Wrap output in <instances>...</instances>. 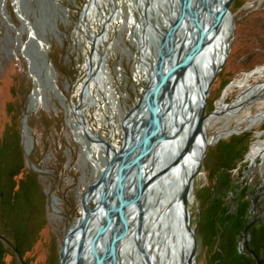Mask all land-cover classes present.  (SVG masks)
Masks as SVG:
<instances>
[{"label": "rangeland", "instance_id": "374dc122", "mask_svg": "<svg viewBox=\"0 0 264 264\" xmlns=\"http://www.w3.org/2000/svg\"><path fill=\"white\" fill-rule=\"evenodd\" d=\"M89 1L0 0V264H61L83 196L106 164L101 140L120 144L119 124L148 83L141 68L158 63L162 32L178 16L170 0H95L85 24ZM229 10L234 37L205 113L215 110L207 134L221 135L206 144L188 201L194 264H257L240 236L253 220L248 245L264 264V157L253 166L249 156L264 140V72H256L264 65V0H234ZM100 18L108 20L102 36ZM91 34L100 36L103 58L83 98ZM121 249L118 264H138L131 239Z\"/></svg>", "mask_w": 264, "mask_h": 264}, {"label": "water", "instance_id": "95a60500", "mask_svg": "<svg viewBox=\"0 0 264 264\" xmlns=\"http://www.w3.org/2000/svg\"><path fill=\"white\" fill-rule=\"evenodd\" d=\"M170 1L169 12L172 14L176 9L178 18L162 32L165 41L159 47L154 77L148 78L146 93L121 120L118 147L101 140L107 156L106 164L102 174L83 196V214L77 224L80 241L69 257L70 251L63 246L61 264L69 263L71 257L74 261L70 264H86L84 261L88 257L91 262L87 264H118L122 258V245L127 239L136 244L138 264L195 262L197 243L188 199L208 145L200 150L197 168L188 174L184 185L182 176L185 171L181 165L196 150L200 134L204 132L205 119L215 111L205 114L207 94L229 55L234 24L232 37L214 69H210L213 62L208 51L216 45L234 0ZM214 2L216 8H213ZM89 4L82 15L85 24L84 14ZM103 34L104 27L100 35ZM91 37L88 75L82 84L83 98L88 82L100 75L102 66L93 65L98 37L93 34ZM184 39L188 45L185 50H180L177 58L172 55L174 44L177 41L181 44ZM168 57L174 58L168 62ZM190 86L195 87L194 92ZM80 104L76 110L81 127L90 137L79 111ZM190 114L195 117L188 123ZM91 139L99 141V138ZM88 192L96 194L92 208L86 199ZM96 220L98 224L94 229L91 225H95ZM74 230L76 227L70 230L71 233ZM250 251L258 264H262L260 256L254 250Z\"/></svg>", "mask_w": 264, "mask_h": 264}, {"label": "bare ground", "instance_id": "6f19581e", "mask_svg": "<svg viewBox=\"0 0 264 264\" xmlns=\"http://www.w3.org/2000/svg\"><path fill=\"white\" fill-rule=\"evenodd\" d=\"M94 1L95 0H91V2H90V4L88 5V8L86 9V11H85V14H87L91 9L90 8H92V6L94 5ZM143 1V0H142ZM215 2H217V1H215ZM213 3L214 4V7L213 8H216V6H217V3ZM90 9V10H89ZM230 14H231V12H229ZM230 14L229 15H227V19L224 21V24H225V22H226V27H224V28H222V30H221V32H220V34L218 35V41L216 42V45H214L213 47H211L210 48V52L208 51V53L210 54V58H212V64H211V66H210V69H214L217 65H218V63L221 61V59H222V51H223V49H224V46L230 41V39H231V37H232V30H233V24L234 23H232V17L230 16ZM108 17V16H107ZM131 23L132 24H136V21H135V19L136 18H134V16L132 15L131 17ZM177 18H178V16H176V18L174 19V20H177ZM109 19V18H108ZM104 19H101L100 18V20H99V22L103 25V27H104V33H105V29H106V27H107V25H108V20L106 19V20H104ZM102 21V22H101ZM135 21V22H134ZM224 24H223V26H224ZM99 38H100V36L98 37V44H99ZM144 43V47L142 48V47H140V50L142 51V53H146L148 50H147V48H149V47H147V45L145 44V42H143ZM98 44H97V54H95L94 55V59H93V65H94V61H95V59H99V60H102L101 58H99V56H101L100 54H99V51H98ZM178 44H180L179 43V41H177L175 44H174V46H175V49L173 50V49H171L170 51H172V55L173 56H175V57H177V58H179V56H180V50H185V48L187 47V45H188V43L186 44V39H184L183 40V42L180 44V46H177ZM182 52V51H181ZM169 54H171V53H169ZM170 56V55H169ZM174 58V57H173ZM173 58H171V57H168V59H167V61L168 62H170ZM97 65H100V63L98 62L97 63ZM96 65H94V67H95ZM143 71H144V74L146 75V77L147 78H152V77H154L153 75V73H154V66H151V67H145V66H142V68H141ZM256 72H259V73H262V72H264V65L263 66H261V67H259L257 70H256ZM209 73V72H208ZM207 78V77H206ZM94 80H95V78H92L89 82H94ZM88 82V83H89ZM190 90H191V92L193 91H195V87L194 88H192V86H190ZM244 92H246V91H244ZM90 93V88H89V86H88V90L84 93V97L86 98L87 96H88V94ZM145 93H146V90H145ZM243 98H244V96H241L235 103H233V104H230L229 106H228V108H235V107H237L242 101H243ZM83 101H85V99H83ZM241 106V105H240ZM83 109L84 108H82V109H80V112L82 113L83 112ZM228 110V109H227ZM219 111V110H218ZM221 111V110H220ZM189 112V111H188ZM197 112V111H196ZM166 113H168L167 111H166ZM189 113H191V112H189ZM181 117V116H180ZM194 117H195V114L194 115H191L190 114V117H188V119H187V122L188 123H190L191 122V120H193L194 119ZM259 117H262V116H249L246 120H255V119H257V118H259ZM160 117L158 116V119H159ZM181 119H182V117H181ZM180 119V120H181ZM206 120L207 119H205V122H204V125H203V129H204V132L202 133V134H200V137H199V139H198V143H197V145H196V150L194 151V153L192 154V155H189L188 156V158L185 160V163H183L181 166H183L182 168L184 169V173H183V176H182V184L184 185L185 184V179H186V177L188 176V174H190L191 172H193V171H195V169L197 168V163H198V156H199V153H200V150L203 148V146H205L207 143H210V142H212V141H214L215 139H217L221 134H219V135H217L215 138H211L208 134H207V131H206ZM79 122H80V119H79ZM92 132V134H94L95 136V138L96 137H99L98 135H97V133L96 132H94L93 130L91 131ZM101 139H100V137H99V141H100ZM100 143V142H99ZM100 145V147H101V144H99ZM103 147V146H102ZM250 156V158L252 159V163H253V166H255V163L257 162V160L258 159H260V157H264V140H262V141H259L258 143H256L254 146H253V149H252V151H251V154L249 155ZM263 167V166H262ZM263 170H264V168H263ZM193 187V186H192ZM191 193H192V191H191ZM191 193H190V196H191ZM88 194V196H87V201H88V203L90 204V202L91 201H93V199L96 197V194H94V195H92V193L91 192H88L87 193ZM190 196H189V199H190ZM189 199H188V201H189ZM175 201H177V200H175ZM101 217H102V215H101ZM100 217V218H101ZM99 218V217H98ZM97 218V219H98ZM78 224V222L76 223V224H74L73 225V227L72 228H75L76 227V231L74 230V232L73 233H71V229L68 231V233H67V236H66V242H65V247H66V249H67V252H69L70 251V254H67V256L69 257L70 255H72L71 254V252L73 253V252H75V249H76V247H77V245H78V243H79V241H80V237H81V232H78L77 233V231H78V229H79V226L77 225ZM73 244V245H72ZM70 245H72V246H70ZM150 254L152 255L153 253H152V251H150ZM86 259V258H85ZM73 257H71L70 258V260H69V263H67V264H70L71 262L73 263ZM89 262H91V259H90V257H88L87 259H86V261H84V263H89Z\"/></svg>", "mask_w": 264, "mask_h": 264}, {"label": "flooded vegetation", "instance_id": "af4514ba", "mask_svg": "<svg viewBox=\"0 0 264 264\" xmlns=\"http://www.w3.org/2000/svg\"><path fill=\"white\" fill-rule=\"evenodd\" d=\"M148 1V0H147ZM256 206V205H255ZM256 220H253L252 222H251V224L250 225H248L246 228H245V231L242 233V234H240V236H241V238L242 239H244V241L246 242V249H247V251L248 252H250L251 254H252V252L250 251V250H254V249H251L250 247H249V245H248V241H249V239H250V227L252 226V224H254V222H255ZM260 223L261 224H264V219L263 220H260ZM247 232V233H246ZM255 251V250H254ZM256 252V251H255ZM257 253V252H256ZM253 255V254H252ZM254 256V255H253ZM254 258H255V256H254ZM260 259H261V261H262V258L260 257ZM255 260H256V258H255ZM257 261V260H256ZM257 264H258V262H257ZM262 264H263V261H262Z\"/></svg>", "mask_w": 264, "mask_h": 264}]
</instances>
